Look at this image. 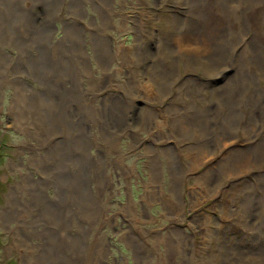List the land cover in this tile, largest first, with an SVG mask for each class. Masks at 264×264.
Listing matches in <instances>:
<instances>
[{"label": "rangeland", "instance_id": "obj_1", "mask_svg": "<svg viewBox=\"0 0 264 264\" xmlns=\"http://www.w3.org/2000/svg\"><path fill=\"white\" fill-rule=\"evenodd\" d=\"M191 1L0 0V264H264V194L252 188L264 160L226 176L219 166L249 154L252 135L235 121L240 111L248 124L251 98L264 97V7L248 2L239 28L221 0H201L200 19ZM229 1L240 14L244 1ZM91 21L106 28L110 67L95 56ZM137 36L152 57L147 75L163 87L144 95V73L136 87L126 79L138 65ZM240 75L254 82L242 110L229 113L222 102ZM116 102L130 112L123 129ZM184 108L205 119L192 138L170 133V120H190ZM203 129L224 131L223 146ZM184 142L205 143L203 162L187 157ZM172 149L175 162L164 152ZM245 187L256 194L251 209Z\"/></svg>", "mask_w": 264, "mask_h": 264}, {"label": "bare ground", "instance_id": "obj_2", "mask_svg": "<svg viewBox=\"0 0 264 264\" xmlns=\"http://www.w3.org/2000/svg\"><path fill=\"white\" fill-rule=\"evenodd\" d=\"M244 1V6H243V9H242V11H241V13L240 14H233V13H230V11L232 10H230L229 9V4H230V1L229 0H221V3H222V6H223V9L224 10H226L225 12V16L227 17V22L229 21V19L230 18H233V20L235 21L234 23H236L237 25H238V27L240 28L241 26H243V25H245L244 24V21H243V17L241 16L242 15V12H243V10H245L244 9V7L245 6H247V5H251V3L250 2H252V1H255V2H257V4L258 5H261V6H263L264 7V0H261V1H259V0H243ZM242 1V2H243ZM246 2V3H245ZM248 2H249V4H248ZM100 3V2H99ZM191 3H192V1H191ZM201 3V0H195V2L194 3H192V5H193V10H195L194 12L196 13V17H198V18H196V19H200L199 17H200V11L198 10L199 9V6H197V4H200ZM240 3V2H239ZM237 4V3H236ZM242 4V3H241ZM240 4V5H241ZM90 5H92L94 8L96 7V8H98L99 6L97 5V4H90ZM191 5V6H192ZM217 5H219V8L218 9H220L221 7H220V4H217ZM216 5V6H217ZM233 5V4H232ZM190 6V5H189ZM239 6V5H238ZM242 6V5H241ZM252 6V5H251ZM254 6H255V4H254ZM240 7V6H239ZM253 7V6H252ZM249 8V7H248ZM99 9V8H98ZM192 9V8H191ZM222 9V10H223ZM234 9H236V8H234ZM241 9V8H240ZM239 9V10H240ZM223 10V11H224ZM222 11V12H223ZM235 12H236V10H234ZM234 11H232V12H234ZM246 11H247V9H246ZM79 12H81V14L83 15V13H82V9L79 11ZM191 13V12H190ZM84 14H85V12H84ZM98 14L99 15H102L100 12H98ZM97 14V15H98ZM104 14H106V12L104 13ZM81 15V16H82ZM115 15H117L116 13H114V18L116 17ZM223 15H224V13H223ZM120 18H121V20H122V22L123 21H125V19H123V18H126L123 14L120 16ZM113 19H107V21L108 22H106V24H108V25H111L112 24V21ZM73 21H75V20H73ZM82 21H83V18L78 22L77 21V23L80 25V26H82L83 24H82ZM134 24V23H133ZM224 24V23H223ZM228 25H229V23H227ZM226 24V25H227ZM91 27V28H90ZM100 27V28H99ZM186 27H188L189 29H195V25H193V24H190V23H187V24H184L183 25V28L184 29H187ZM224 27V26H223ZM230 27V26H229ZM85 28H86V30H92V29H95V30H92L93 32H94V34L93 35H89L90 36V38H91V42H92V45L94 46L93 47V50L96 52V54H95V56L98 58V59H100L101 60V63H100V65H104V68H106V67H108L109 65H108V63L104 60V58L105 57H111V48L109 47L110 45H109V42H107L106 40H104L102 37H104V36H102V34L100 35L99 33L102 31V30H106V28L103 26V29H102V24H100V25H97V24H94L92 21H91V23L90 24H88V26L86 25L85 26ZM135 28H136V33L138 34H140V36L143 34V32L142 31H140L141 29L140 28H143L142 27V25H137L136 23H135ZM182 28V29H183ZM243 28V27H242ZM241 28V29H242ZM98 29H100V31H98ZM210 29V28H209ZM223 29V32H224V28H222ZM244 29V28H243ZM219 29H216V28H211L210 30H207V31H214V32H211L212 34L214 33V34H216L217 33V36L215 37V40H221L222 38H223V36H221L220 34H221V32H219L218 31ZM73 31H74V29H73ZM229 32H234V30H233V28H231V29H229L228 30ZM239 32H242V31H240V30H238ZM237 31V32H238ZM206 32V31H205ZM82 35L85 37V33H84V31L82 30ZM207 33V32H206ZM243 33V32H242ZM245 33V32H244ZM91 34V33H90ZM109 34V33H108ZM230 34V33H229ZM233 34V33H232ZM236 34V33H235ZM110 35V34H109ZM220 37H221V39H220ZM233 40H232V39ZM243 38V37H242ZM236 38H234L233 36H231L230 35V38H229V45H231V48H232V44H233V42H234V40H235ZM244 39H245V37H244ZM225 40V39H224ZM226 40H228V38L226 39ZM137 44H139L138 45V47H137V61L138 62H136L138 65H136V67H135V71L134 70H127L128 71V74H127V78L126 79H128V80H130V81H133V84L135 85V87H136V81L138 80V79H136V77L138 76V72L139 73H141V74H143L144 73V80H146V82H144V84L142 83L141 84V87L138 85V88H141L142 90H140V92H141V94H145V91L147 92V89H148V91H152L153 92V89H151L152 87H157L158 88V91H159V89H162L163 87L162 86H160V85H158V84H156L155 83V81H152V76L150 77V74L149 75H147V72L146 71H148L149 69H151L152 67H153V65H152V60L151 59H149V58H152L151 57V55L149 54V52H148V49H147V47H145V43H144V41H141V37L139 38L138 36H137ZM223 41V40H222ZM114 42V41H113ZM136 42V41H135ZM241 42H242V39H241ZM82 44L84 43V41L83 42H81ZM223 44H224V42H222ZM244 43V42H243ZM219 44V43H218ZM223 44H221V45H223ZM100 45L101 46H103V45H105L104 47H100ZM241 45V44H240ZM137 46V45H136ZM219 46H220V44H219ZM84 47V46H83ZM223 47V46H222ZM225 47V46H224ZM234 47V46H233ZM101 48V49H100ZM235 48V47H234ZM233 48V49H234ZM83 49V48H82ZM132 49V48H131ZM221 49V48H220ZM230 49V48H229ZM253 49V48H252ZM224 51H225V49H223ZM114 51V50H113ZM127 51V50H126ZM131 51V50H130ZM132 51H133V49H132ZM227 51H229V50H227ZM250 51V50H249ZM123 52H125V51H123ZM233 52V51H232ZM251 52V51H250ZM134 53V52H133ZM132 53V54H133ZM264 53V52H263ZM108 54V55H107ZM84 55V54H83ZM115 56H116V54H115ZM129 56V55H128ZM173 56H175V54L173 55ZM262 56V55H261ZM131 57V56H130ZM107 58H105V59H107ZM119 58H120V56H119ZM133 58V57H132ZM135 58V57H134ZM175 58V57H174ZM264 58V57H263ZM97 59V60H98ZM109 59H111V58H109ZM127 60V59H126ZM131 60V59H130ZM88 61V60H87ZM133 61V60H132ZM113 62V61H112ZM126 62V61H125ZM174 62L175 63H177V61H176V59H174ZM258 62V61H257ZM259 63V62H258ZM263 63V65H264V61L262 62ZM133 64V63H132ZM171 65H173V64H171ZM87 66H88V63H87ZM176 66V65H175ZM110 67V66H109ZM127 67V66H126ZM148 67V68H147ZM170 67V66H169ZM173 67V66H172ZM129 68V67H128ZM147 68V69H146ZM176 68V67H175ZM261 68V67H260ZM100 69V68H99ZM172 69V68H171ZM174 69V68H173ZM92 70V69H91ZM90 70V71H91ZM120 71V70H119ZM170 72V71H169ZM169 72H168V70H166V73H165V77L167 78V77H169L168 75H169ZM179 72V71H178ZM121 73V72H120ZM171 75V74H170ZM177 75V74H176ZM105 76V75H104ZM142 76V77H143ZM173 77V76H172ZM251 77V76H250ZM253 77V76H252ZM173 78H176V77H173ZM237 78V77H236ZM92 78H91V75L90 74H88V80H89V82H90V80H91ZM168 80L169 79H172V78H167ZM174 80V79H173ZM149 81H150V83H149ZM175 81V80H174ZM164 82V81H163ZM254 82V80H252V79H250L249 80V78H247L246 76H244V75H240L239 76V78H238V80H237V82L234 84V82H230V84H229V86L228 87H230V89L231 88H233V89H231L230 91H229V93L227 94V96H226V98H225V100H223V102H222V104L226 107V106H228V107H226V108H229V113L230 112H234V111H232V109H234L235 108V106L238 104V105H242L244 102L243 101H245L244 99H245V97L243 98V90L246 88L247 89V87H248V85L250 84H252ZM238 83V84H237ZM167 84V83H166ZM130 85V84H129ZM143 85V86H142ZM118 87V86H117ZM189 87V86H188ZM235 87V88H234ZM128 88L130 89V87L128 86ZM186 88V87H185ZM125 89V88H124ZM133 89H134V87H133ZM190 89V88H189ZM135 90V89H134ZM166 90V89H165ZM182 91V90H181ZM188 91V90H187ZM132 92V91H131ZM123 93V92H122ZM126 93H129V92H126ZM181 93V92H180ZM187 93V92H186ZM245 93V92H244ZM162 94V93H161ZM263 95V94H262ZM125 96V95H124ZM137 96V95H136ZM148 96V95H147ZM151 96V95H150ZM118 97V96H117ZM186 97H188V96H186ZM190 97V96H189ZM22 98V97H21ZM134 98V97H133ZM251 98V97H250ZM144 99V98H143ZM149 99V98H148ZM221 99V98H220ZM249 99V98H248ZM248 99H246V100H248ZM122 100V99H121ZM127 100V99H126ZM132 100V99H131ZM18 101V100H17ZM16 101V102H17ZM20 101H22V100H20ZM133 101V100H132ZM131 101V102H132ZM248 101H250V100H248ZM248 101H246L247 103H248ZM251 101H252V109L250 110V112L248 113V119H249V121H248V124H246V122H245V120H244V115H242V112H241V114H240V111H238L237 113V115H240V117L239 118H237V120L235 121L236 123H237V125H238V128L240 129V131H246L247 133H250L252 136V138L250 139V143H249V140H245L244 142L245 143H248L247 144V149H245V151H249V154L248 153H245L247 156H245V157H238V158H235V160L236 161H234L233 159H234V155H230L225 161H222V160H220L219 161V163L221 164V165H219V166H221V169H220V174H222V176H226V174H231L232 172H234L235 170H237V168L239 167V165L240 164H242V163H244V162H246V159H248V161H252V162H258V163H260L259 162V160H264L263 158H264V97H260L258 100H256V99H252L251 98ZM250 101V102H251ZM128 103V102H127ZM221 103V102H220ZM26 104V103H25ZM113 104V103H112ZM249 104V103H248ZM246 106H247V104H245ZM111 106V105H110ZM239 106V107H240ZM250 106V105H249ZM25 107V106H24ZM127 107V106H126ZM125 107V108H126ZM89 108V107H88ZM109 108V107H108ZM112 108V109H111ZM111 110H113V118H114V121H115V123H116V125L118 126V128L119 129H123L125 126H126V122H127V119L129 118V114H130V112L129 111H127V110H125V108L120 104L119 105V103L118 102H116L115 104H113L112 106H111ZM242 108H243V105L241 106V110H242ZM250 108V107H249ZM181 109V108H180ZM141 110V109H140ZM147 110V109H146ZM145 110V111H146ZM151 110V109H150ZM179 110V109H178ZM237 110H235V112H236ZM150 112V111H149ZM182 112V114H184V116H183V118H185V121H187V118L189 117V119L190 120H188V122H186V123H182V124H178V123H176V122H173V121H169L168 122V125H169V128H170V130H172V132H170L171 134L173 133V134H175V135H177V136H179V137H183V138H187L188 136H190L191 138H192V136H193V131L194 130H198V128L200 129L201 127L200 126H202V124H204V120L205 119H202V117L201 116H199V115H197V113L195 114V116H190L191 114V111L189 110V111H187L185 108L181 111ZM110 113H111V111H110ZM151 113V112H150ZM149 113V114H150ZM24 114V113H23ZM181 114V115H182ZM165 115V114H164ZM189 115V116H188ZM219 116V115H218ZM110 117V116H109ZM245 118H247V117H245ZM109 119V118H108ZM136 119V118H135ZM218 119V118H217ZM222 121H223V123L225 124L226 123V121L225 120H223L222 119ZM215 122V121H214ZM147 124V123H146ZM217 125V124H216ZM228 127V126H227ZM222 129V128H221ZM226 129V128H225ZM44 130V129H43ZM117 130V129H116ZM125 130V129H124ZM217 130H219V129H217ZM83 131V133H84V129L82 130ZM129 131V130H128ZM208 131V130H207ZM206 130H204L203 129V134H204V137H206V135H207V133H208V135H211L212 137H214V134H210V130L207 132ZM221 133L220 134H218V135H216L214 138H215V140H214V142L216 141V143L217 144H214V143H212V142H210V141H205V143H212L215 147L216 146H218V145H222V144H224L225 143V141H222V140H225V138H224V135L226 134L224 131H221V130H219ZM41 132V131H40ZM130 132V131H129ZM201 132V131H200ZM215 132V131H214ZM230 132H231V130H230ZM186 133V134H185ZM202 135V134H201ZM113 136V135H112ZM202 137H203V135H202ZM202 137H200V138H202ZM203 137V138H204ZM257 137H258V141H257ZM178 138V137H177ZM202 138V139H203ZM209 138V137H208ZM171 139V138H170ZM234 139H237V137H233L232 139H230V140H234ZM186 140H188V139H186ZM194 140V139H193ZM207 140V139H206ZM211 140V139H210ZM201 141V140H200ZM228 141V140H227ZM257 141V142H256ZM186 142V141H185ZM180 143L179 144V148H181L182 147V150H184L185 148H188V151H187V157H189V159H191L192 161H200V162H203V159H202V156L201 155H199L200 153H199V150H200V147H201V145H203V144H205V143H198L199 145H200V147H197V148H191L190 146H189V144H187V146H185V147H183L182 145L184 144H186V143ZM245 145V144H244ZM223 146V145H222ZM192 149V151H191V149ZM36 149V148H35ZM173 150V151H172ZM172 150H165L164 152L165 153H168L169 152V156L171 157V161L172 162H175L176 160H177V158H175V153H176V151H174V149H172ZM178 150H180V149H178ZM220 150V149H219ZM41 152V151H40ZM221 154H223L222 153V150H220L219 151ZM179 153V152H178ZM186 154V153H185ZM224 155V154H223ZM222 155V156H223ZM239 156H241V154L239 153ZM185 157H186V155H185ZM236 157V156H235ZM223 162V163H222ZM36 163V162H35ZM225 174V175H224ZM256 179H255V185H256V187H252L254 190H255V192L259 195V194H264V176H261V177H258V176H256L255 177ZM220 186V184L218 185V187ZM222 187V186H221ZM220 187V188H221ZM246 188V187H245ZM251 188V189H252ZM251 189H248V188H246V190H245V194H253L252 195V197H248V199L250 200V209H251V207L252 206H254L255 205V202L253 201V197L254 196H256V194H255V192L254 191H251ZM199 198V197H198ZM249 208H246V211H248L249 212V210H250ZM262 218H264V217H262ZM200 224H202V223H200ZM203 227V226H202ZM35 232V231H34ZM185 235H183L182 234V239H181V242L182 243H184L185 244V246H186V244H187V242L190 240V237H184ZM90 252H91V250H90ZM91 254H92V252H91Z\"/></svg>", "mask_w": 264, "mask_h": 264}]
</instances>
